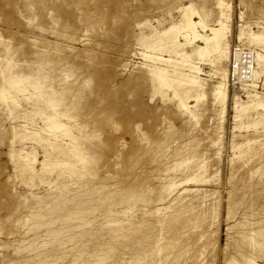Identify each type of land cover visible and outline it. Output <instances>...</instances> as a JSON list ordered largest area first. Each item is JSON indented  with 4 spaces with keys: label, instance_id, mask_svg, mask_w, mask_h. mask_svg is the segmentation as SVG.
Masks as SVG:
<instances>
[{
    "label": "rangeland",
    "instance_id": "1",
    "mask_svg": "<svg viewBox=\"0 0 264 264\" xmlns=\"http://www.w3.org/2000/svg\"><path fill=\"white\" fill-rule=\"evenodd\" d=\"M189 6L264 56L239 40L264 0H0V264H264V106L234 108L264 64L223 107L214 65L160 88L149 67L193 74L144 57ZM180 41L151 54L204 47Z\"/></svg>",
    "mask_w": 264,
    "mask_h": 264
},
{
    "label": "bare ground",
    "instance_id": "2",
    "mask_svg": "<svg viewBox=\"0 0 264 264\" xmlns=\"http://www.w3.org/2000/svg\"><path fill=\"white\" fill-rule=\"evenodd\" d=\"M180 12H181V20L179 21V23L174 24L169 29L165 30L162 33H159L158 34L160 38L159 40H152L151 42L147 43L146 48L148 49V53H145L144 57L147 59H151L154 63L172 64L174 68H178V67L186 68L187 67V69L193 75L187 76L183 74L182 72H179L178 70H175L174 73L170 75V72L168 71V69H162L156 66H152L148 68L150 71V74L153 77V79L159 83L160 88H163V86L172 87L174 86V84H180V85L184 84V85H190V87H195L196 85L200 84V81L198 79V76H196V74H200L201 70L199 67L193 65L192 63H189L188 60H190L192 56H196L200 58V60L208 62L209 66L214 65L213 67L216 68V72L221 76V81L215 87L213 95L224 107L227 102V99L229 98V90H230L229 85L232 87V84L230 83L229 76H228V63H227V69H224L222 65H220V62L224 60H226L227 62L229 61L231 50L235 46H238V47H241L247 50H251V49L246 48L240 44H234L233 46L230 45L229 36H232V33H231L232 30L230 29L229 23L231 20L229 16H227L226 14L222 15V19H220L221 21L218 23L216 27L210 28L206 24L204 18L200 15V13H198L192 6L183 8L180 10ZM195 17H198L199 21H196ZM199 29H202L204 31L205 30L210 31V34L209 35H204V33L201 34ZM163 37H165L168 43L171 44L172 48L179 47L180 49L181 47L184 46L183 44H181L180 39L182 40L184 39L187 42L186 44L188 43L192 44L195 41H202L204 43V47H200V46L197 47L194 55L187 54L186 56L182 54L181 57L182 58L184 57L185 59L182 60L184 61L182 64H179L171 60L163 59V57L161 56H156V55L151 54L154 51H160V50L163 51L164 49H166V48H163ZM244 38L248 39L251 43L255 45H264V35H259V34L257 35L254 33L247 35L245 34V32L242 31L239 40L244 39ZM254 53H255V62L257 64V68L254 71L253 78L254 76L260 73L259 69L264 64V56L255 51ZM5 79H6L7 84L11 88L16 89L17 86L20 84V80L18 79H14V78H5ZM251 81L249 83H251ZM246 84H243V85H246ZM250 87H252V85ZM232 88H235V87H232ZM21 91L22 90H20L19 92ZM174 93L176 95L179 94L178 91L176 92L174 91ZM5 97H6L5 92L0 91V98L4 99ZM249 98L251 99L250 106L249 105L245 106L238 99H235L234 108L236 109V111L241 110L242 112V111L249 109L250 107L259 108V107L264 106V101L258 95H250ZM181 107L187 109V104L185 101H181ZM52 126L57 129L64 128V126L60 124L58 121H55L52 124Z\"/></svg>",
    "mask_w": 264,
    "mask_h": 264
},
{
    "label": "built area",
    "instance_id": "3",
    "mask_svg": "<svg viewBox=\"0 0 264 264\" xmlns=\"http://www.w3.org/2000/svg\"><path fill=\"white\" fill-rule=\"evenodd\" d=\"M256 68L255 53L252 50L235 46L228 61V76L232 87L249 83Z\"/></svg>",
    "mask_w": 264,
    "mask_h": 264
}]
</instances>
